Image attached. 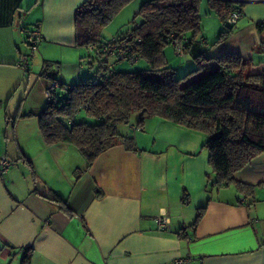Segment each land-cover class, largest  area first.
Wrapping results in <instances>:
<instances>
[{"label":"crops","instance_id":"crops-1","mask_svg":"<svg viewBox=\"0 0 264 264\" xmlns=\"http://www.w3.org/2000/svg\"><path fill=\"white\" fill-rule=\"evenodd\" d=\"M83 1L0 0V156L10 164L0 172V264H20L28 247L30 264H171L177 258L182 264H264V153L234 174L254 185L245 196L213 182L201 134L155 117H147L142 129L130 127L133 150L113 145L87 168L72 145H47L39 130L18 129V115L36 116L44 108L42 88L51 80L72 85L91 78L81 69L74 40V12ZM235 1L241 15L217 45L211 46L223 23L209 8L204 24L200 15L201 32L184 52L189 66L206 50L235 51L264 67V0ZM34 23L41 33L34 50L39 72L45 68L43 84L18 66L29 54L26 31ZM66 51L73 52L66 64L50 55ZM16 94L22 103L12 116ZM30 95L33 104L26 102ZM51 193L71 215L44 198ZM201 207L204 214L192 229ZM163 214L165 231L156 227Z\"/></svg>","mask_w":264,"mask_h":264},{"label":"trees","instance_id":"trees-1","mask_svg":"<svg viewBox=\"0 0 264 264\" xmlns=\"http://www.w3.org/2000/svg\"><path fill=\"white\" fill-rule=\"evenodd\" d=\"M132 1L85 0L75 9V46L84 48L87 56L93 53L98 67L94 76L72 85L51 80L59 86L36 114L44 142L72 145L85 159L87 168L113 145L134 149L133 137L120 133L118 124L128 122L137 113L135 126L142 129L147 117H155L201 134L213 182L233 185L237 192L251 196L254 185L236 180L234 174L264 153V67H257L252 59H244L235 51L209 55L202 50L193 56L196 67L177 76V69L169 65L166 49L174 50L173 44H177L184 52L188 51L201 32V0H146L134 12L130 28L113 37L127 38L137 62L143 60L148 67L120 71L119 63H134L115 61L111 73L104 78L103 59L96 54L100 45L109 40L103 37V29ZM205 1L223 23V29L211 44L214 46L231 35L234 24L227 25L226 19L232 11L240 10L241 3ZM84 57L81 55L80 60ZM44 73L43 67L41 76ZM192 75L196 76L193 81L181 85L182 80ZM98 77L100 80L94 82ZM81 111L97 122L77 120ZM43 196L71 215L66 202L57 194ZM204 211L205 207L198 209L190 225L192 229ZM177 234L185 238L186 230L180 229ZM32 252L31 247L23 249L20 264H30Z\"/></svg>","mask_w":264,"mask_h":264},{"label":"rangeland","instance_id":"rangeland-1","mask_svg":"<svg viewBox=\"0 0 264 264\" xmlns=\"http://www.w3.org/2000/svg\"><path fill=\"white\" fill-rule=\"evenodd\" d=\"M138 1L139 0L134 1V3H132L131 5L128 4L117 15H115L113 17V19L103 29L102 34H103L104 38H110L113 35H115L116 33H118V34L124 33L128 28H130V25H131L130 22H131V19L134 15V11H135L133 5L135 3H137ZM206 10H208V7L206 5V1L201 0V2L199 3V13H200L201 17L203 18L202 19L203 24L206 22V21H204V18L206 16L205 15ZM213 14L216 15L215 13H213ZM202 21H201V23H202ZM34 24H32L31 27H34ZM77 48H78L79 52L81 53V55L85 56L82 59V61L79 58V60L81 62L80 64H81L82 71L86 72L90 77L94 76V72L97 70V67H98V62L96 61L95 55L93 53H91V54H89V56H87V52L84 48H80V47H77ZM28 49H29V47H28ZM28 52L30 55V56L28 55L30 64H29V71L27 73L31 74L32 81H36L37 83L43 84V81H42L43 78L39 77V75H38L42 61L41 60L37 61L38 57H37V54L35 53V50H33V51L29 50ZM72 53L73 52L66 51V52H56V53H54V54L52 53L50 55H52V57H54L56 59L61 60L63 63L66 64L69 61L68 59L70 58ZM23 55H25V54H23ZM166 55H167V59H168L169 64L173 68H176L177 66L180 67V70L176 71L177 76H182L185 73H187L189 71V69H192V67H193V69L196 67L194 62H192V64L190 63V66H189V63H187V60H186L187 57H184V55L177 53L171 47H167ZM66 67L67 66L65 65V68ZM146 67H148V66L143 60H140L139 62L134 63V64L119 63L117 65V69L120 71H136L139 69H144ZM68 70L69 69L67 67V71ZM195 77H196L195 75H192L191 77L189 76L185 80L181 81V85H185V84L189 83L190 81H193V79ZM42 89H43V93H44L45 88H42ZM18 96L19 95L16 94V96L14 97V100H12V104H11V108H10V110H11L10 112L12 113V116L15 114V109L22 103L21 99H19ZM33 99H34V95H30L26 102L29 104H31L32 102L34 103L35 100H33ZM18 118H22V119H18ZM16 119H18V124L16 125L18 127V129H20L21 127H24L25 130L26 129H28V130H39L36 116L18 115L17 118H15V121H16ZM76 119L79 121L85 120L86 122H88L90 124L97 122L93 118L86 117L83 111H81L78 114ZM137 119H138V114L133 113L130 116L128 122L120 123L117 125L118 131L122 134L128 133L127 135H129L128 131L130 130L131 126L135 125ZM10 130H12L11 126H10Z\"/></svg>","mask_w":264,"mask_h":264},{"label":"built area","instance_id":"built-area-1","mask_svg":"<svg viewBox=\"0 0 264 264\" xmlns=\"http://www.w3.org/2000/svg\"><path fill=\"white\" fill-rule=\"evenodd\" d=\"M241 15V11L236 9L231 12V14L226 19L227 25L235 24ZM41 41V33L39 24L35 23L34 27L27 29L26 31V42L29 46L30 51H33L37 44ZM174 51L179 54H184L183 47L177 44H173ZM89 50H92L91 46H88ZM96 54L103 59L102 68L103 75L102 77L106 78L112 71V67L115 61H126L129 63H135L138 61L137 56H134L131 53V49L127 44V38L124 37H110L105 43L100 45V49L97 50ZM29 54L21 55L18 61V66L24 71H29ZM39 77L42 78L40 72L38 73ZM100 80V77L94 80L97 82ZM59 84L57 82H49L44 89V94L46 97L51 95L52 90L57 88ZM9 161L4 157L0 156V172H5L9 167ZM156 227L158 230L165 231L169 228V220L163 214L156 218ZM184 259L177 258L171 262V264H182Z\"/></svg>","mask_w":264,"mask_h":264},{"label":"water","instance_id":"water-1","mask_svg":"<svg viewBox=\"0 0 264 264\" xmlns=\"http://www.w3.org/2000/svg\"><path fill=\"white\" fill-rule=\"evenodd\" d=\"M233 1H235V0H233Z\"/></svg>","mask_w":264,"mask_h":264}]
</instances>
